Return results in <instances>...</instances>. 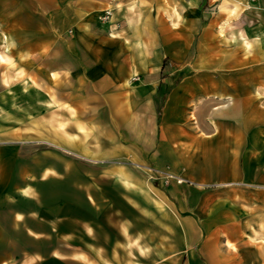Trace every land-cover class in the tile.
<instances>
[{"label":"crops","instance_id":"0c3cea01","mask_svg":"<svg viewBox=\"0 0 264 264\" xmlns=\"http://www.w3.org/2000/svg\"><path fill=\"white\" fill-rule=\"evenodd\" d=\"M0 116V264H264V0H0Z\"/></svg>","mask_w":264,"mask_h":264},{"label":"built area","instance_id":"2783aa9c","mask_svg":"<svg viewBox=\"0 0 264 264\" xmlns=\"http://www.w3.org/2000/svg\"><path fill=\"white\" fill-rule=\"evenodd\" d=\"M109 14H110V11L107 10L100 18L106 19V18H108ZM166 176H167V178L172 177V175H170V174H167ZM178 180H180V179H178Z\"/></svg>","mask_w":264,"mask_h":264},{"label":"rangeland","instance_id":"374dc122","mask_svg":"<svg viewBox=\"0 0 264 264\" xmlns=\"http://www.w3.org/2000/svg\"><path fill=\"white\" fill-rule=\"evenodd\" d=\"M6 118L5 116H0V120Z\"/></svg>","mask_w":264,"mask_h":264}]
</instances>
